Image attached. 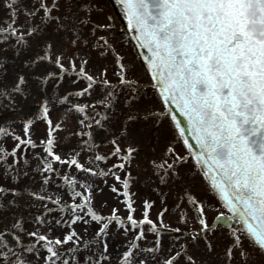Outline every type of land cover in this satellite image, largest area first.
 Masks as SVG:
<instances>
[{
  "label": "snow or ice",
  "instance_id": "6c2138e0",
  "mask_svg": "<svg viewBox=\"0 0 264 264\" xmlns=\"http://www.w3.org/2000/svg\"><path fill=\"white\" fill-rule=\"evenodd\" d=\"M0 264H264V0H0Z\"/></svg>",
  "mask_w": 264,
  "mask_h": 264
},
{
  "label": "rangeland",
  "instance_id": "374dc122",
  "mask_svg": "<svg viewBox=\"0 0 264 264\" xmlns=\"http://www.w3.org/2000/svg\"><path fill=\"white\" fill-rule=\"evenodd\" d=\"M117 27L119 28V23H118V25H117ZM146 191V190H145ZM214 215V214H213ZM118 239H122V237H118ZM118 246V245H117Z\"/></svg>",
  "mask_w": 264,
  "mask_h": 264
},
{
  "label": "water",
  "instance_id": "95a60500",
  "mask_svg": "<svg viewBox=\"0 0 264 264\" xmlns=\"http://www.w3.org/2000/svg\"><path fill=\"white\" fill-rule=\"evenodd\" d=\"M116 11H118V9H115Z\"/></svg>",
  "mask_w": 264,
  "mask_h": 264
}]
</instances>
